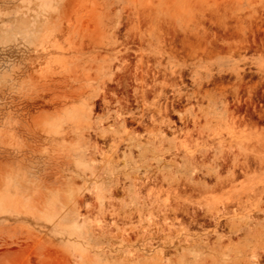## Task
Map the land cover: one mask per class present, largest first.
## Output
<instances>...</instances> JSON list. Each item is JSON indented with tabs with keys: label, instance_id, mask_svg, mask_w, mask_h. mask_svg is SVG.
<instances>
[{
	"label": "rangeland",
	"instance_id": "374dc122",
	"mask_svg": "<svg viewBox=\"0 0 264 264\" xmlns=\"http://www.w3.org/2000/svg\"><path fill=\"white\" fill-rule=\"evenodd\" d=\"M133 262L264 264V0H0V264Z\"/></svg>",
	"mask_w": 264,
	"mask_h": 264
},
{
	"label": "bare ground",
	"instance_id": "6f19581e",
	"mask_svg": "<svg viewBox=\"0 0 264 264\" xmlns=\"http://www.w3.org/2000/svg\"><path fill=\"white\" fill-rule=\"evenodd\" d=\"M142 59V58H141ZM126 61V60H125ZM141 64V63H140ZM142 65H143V63H142ZM148 65V64H147ZM152 67V66H151ZM140 70V69H139ZM142 70V69H141ZM146 70V69H145ZM149 70V69H148ZM147 71V70H146ZM162 71V70H161ZM133 72V71H132ZM147 73H148V71H147ZM150 73V72H149ZM176 73V72H175ZM140 74V73H139ZM145 74V73H144ZM143 74V75H144ZM138 75V74H137ZM136 76V75H135ZM140 76L141 75H139V78H140ZM137 77V76H136ZM141 77H143V76H141ZM147 77V76H146ZM154 78H155V76H154ZM120 79V78H119ZM143 79H144V77H143ZM146 80H148L147 78H145ZM135 80H137V79H135ZM138 80H140V79H138ZM113 81V80H112ZM133 81V80H132ZM145 81V80H144ZM147 82V81H146ZM145 83V82H144ZM106 84V83H105ZM150 85V84H149ZM148 84L146 85L147 87L149 86ZM109 87V86H108ZM140 87H142V86H140ZM140 90V89H139ZM148 90V89H147ZM108 91V90H107ZM157 91V90H156ZM150 92V91H149ZM141 93H142V90H141ZM152 93V92H151ZM149 94V93H148ZM147 98V97H146ZM148 99V98H147ZM162 101V100H161ZM126 104V103H125ZM128 106H129V104H128ZM162 106V105H161ZM122 108V107H121ZM128 111V110H127ZM145 111V110H144ZM120 112V111H119ZM119 112H117V113H119ZM130 112V111H129ZM155 112V111H154ZM170 112V111H169ZM172 112V111H171ZM164 115V114H163ZM119 116V115H118ZM162 116V115H161ZM141 118H143V117H141ZM149 118V117H148ZM159 118V117H158ZM133 119V118H132ZM138 119H139V117H138ZM134 120V119H133ZM140 121V120H139ZM138 121V122H139ZM143 121H144V119H143ZM134 122V121H133ZM122 139V138H121ZM108 152V151H107Z\"/></svg>",
	"mask_w": 264,
	"mask_h": 264
},
{
	"label": "snow or ice",
	"instance_id": "6c2138e0",
	"mask_svg": "<svg viewBox=\"0 0 264 264\" xmlns=\"http://www.w3.org/2000/svg\"><path fill=\"white\" fill-rule=\"evenodd\" d=\"M133 264H134V262H133Z\"/></svg>",
	"mask_w": 264,
	"mask_h": 264
}]
</instances>
